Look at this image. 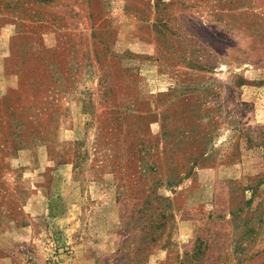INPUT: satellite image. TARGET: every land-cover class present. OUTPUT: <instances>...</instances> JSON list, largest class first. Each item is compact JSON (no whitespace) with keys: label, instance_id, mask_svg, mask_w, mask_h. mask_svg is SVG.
I'll use <instances>...</instances> for the list:
<instances>
[{"label":"rangeland","instance_id":"obj_1","mask_svg":"<svg viewBox=\"0 0 264 264\" xmlns=\"http://www.w3.org/2000/svg\"><path fill=\"white\" fill-rule=\"evenodd\" d=\"M0 264H264V0H0Z\"/></svg>","mask_w":264,"mask_h":264}]
</instances>
